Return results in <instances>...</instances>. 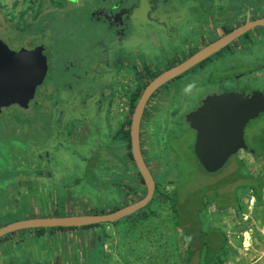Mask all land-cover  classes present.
<instances>
[{
	"label": "rangeland",
	"instance_id": "1",
	"mask_svg": "<svg viewBox=\"0 0 264 264\" xmlns=\"http://www.w3.org/2000/svg\"><path fill=\"white\" fill-rule=\"evenodd\" d=\"M140 1L125 0L124 7L134 9ZM231 1L223 0L222 4L230 5ZM233 1L237 7L235 13L227 14L222 25L217 26L219 30L210 31L216 32V35H209L207 30L202 29V34H199L196 29L190 28L194 11H188L192 5L186 4V0H169L168 3L156 0L158 10L153 17H163L168 12V17H171L169 21L178 26L185 23L182 18L187 15L186 36L182 38L191 40L195 37L193 35L199 34L203 40L198 47L194 44L187 51L182 50L181 38L176 39V42L174 40L173 49L162 52L164 55L159 53L156 57V66L122 65L121 76H116L109 83L116 93L119 88L121 90L119 96H113L111 104H116L119 109L124 108V103L128 107L135 92L139 90L141 95L160 73L216 41L227 30L245 24L248 19L264 18V0ZM68 3L63 0H0V38L11 49H19L17 46L22 37H36L37 42V38L41 37L40 31H45L52 43L46 52L50 70L46 82L36 90L35 103L27 109L7 108L6 114L0 116V227L26 216L110 213L140 201L147 194L145 185V190H137L140 186L136 178L139 176H131L124 168L119 171L120 167L104 163L101 154H96L87 165L78 159L79 152L70 145L75 142L71 128L78 121L77 117L75 121L72 120L71 113L77 112L75 107L69 106V99L73 101L74 95L77 99L85 96L84 85L79 82L82 72L95 68L102 75L106 68L113 69L118 65L117 57L122 53L133 57L139 43H148L145 32L132 25L130 43L121 50L114 35L116 30L113 29L114 33L107 32V26L92 17L94 6L104 4L103 0L80 1L77 9L71 11ZM143 3L144 8L149 9L152 0H144ZM245 4L249 8L242 10ZM172 12L175 14L171 15ZM59 32V38L53 39ZM109 37L112 38L111 42L108 41ZM70 56L76 58V61H71L75 68L66 73L64 60ZM254 68L257 69L256 74L240 76ZM87 75L92 81L87 78L86 85L92 88V92H102V85L93 88L96 82L99 83V78L93 72ZM236 76H240L239 82L235 81ZM102 80L109 82L107 76ZM67 84H71L72 89L66 90L64 86ZM258 88L264 90V31L256 28L250 38L235 41L221 55L163 86L151 98L144 127H141L144 156L147 161L152 157L163 162L161 167L153 165L151 161L150 164L159 189L163 193L174 194L179 212L177 219L171 208L173 201L166 203L161 199H153L143 211L112 224H102L94 228V233L81 231L68 233L61 238H41L32 242L29 234L36 231H18L0 241V264L12 252L26 254L28 258L32 255L33 259L29 260H33L32 264L39 255L43 262L53 250H76L79 254L87 255L92 244L95 263L91 261L89 264H203V254L206 252L202 245L206 235L203 231L211 225L224 228L228 240L233 241L226 254L221 256V264H264V201L262 205L255 200L238 199L240 190L244 192L248 185H255L259 189L264 184V114L250 122L245 130L249 149L258 154L253 160L252 153H242L253 162L249 169L238 163L237 154L217 173L206 172L197 160L194 154L196 132L189 128L184 119L211 94H220L229 89L250 93ZM92 92L89 90L87 93ZM61 95L68 98L64 105L59 103L63 98ZM57 101L58 107H63L65 117L56 126L57 118L53 117L58 112ZM80 102L83 103L82 100ZM137 103L131 106L129 120ZM95 114L99 112L96 110ZM97 117L102 119L107 130V119L102 113ZM20 119L26 124H21ZM79 126L84 127L83 124H77L75 129L78 130ZM58 131L63 132L62 138L60 134L55 137ZM121 143L125 144L124 147L121 144L118 148V143L116 152L130 162L133 159L128 153L127 144L122 140ZM163 143H169L168 147ZM103 151L106 154L105 150L99 152ZM14 154L17 155L16 159ZM48 169H52L54 175L52 182L48 181ZM16 172L18 175L13 177L12 173ZM251 173L262 179H251ZM53 191L57 193L56 201L52 197ZM237 204L240 212L234 208ZM247 233L251 242L244 246ZM186 234L192 245V256ZM224 238H220V243ZM13 243L16 244L15 249L11 247ZM219 246L212 247V250ZM23 261L18 259L15 264H22Z\"/></svg>",
	"mask_w": 264,
	"mask_h": 264
},
{
	"label": "water",
	"instance_id": "2",
	"mask_svg": "<svg viewBox=\"0 0 264 264\" xmlns=\"http://www.w3.org/2000/svg\"><path fill=\"white\" fill-rule=\"evenodd\" d=\"M264 28V18L247 21L214 42L209 43L174 67L157 75L144 89L135 107L131 121V152L136 167L147 187L140 201L105 214L47 216L17 220L0 227V239L18 231L53 228H83L115 223L131 217L146 208L154 199L157 182L151 172L141 145V127L148 103L154 94L171 81L183 76L201 63L220 53L247 33ZM44 47L12 50L0 38V113L18 104L29 108L35 103V94L46 76L33 70L34 59H44ZM264 114V93L228 91L211 94L199 107L186 116L190 129L196 132L194 154L208 173L222 170L240 151L251 152L245 140L250 122Z\"/></svg>",
	"mask_w": 264,
	"mask_h": 264
},
{
	"label": "crops",
	"instance_id": "3",
	"mask_svg": "<svg viewBox=\"0 0 264 264\" xmlns=\"http://www.w3.org/2000/svg\"><path fill=\"white\" fill-rule=\"evenodd\" d=\"M143 1L144 0H141L140 4L132 12V18L134 19V24H135L136 28H141L142 30H144L145 38H146V41H148V43H145V42L139 43V45L136 47V49L137 50L140 49L142 51H145L146 53L149 52L148 54H150L151 52H154L156 57L159 55V53L161 54L162 52H164L168 49H173L172 47L175 45L174 40L176 42V39L179 40L180 38L182 39L181 42H182V45L184 47L182 50L187 51L194 44L196 47H198L200 45V42H202V40H203L201 38V36L199 35V34H202L200 30H202V29L204 31L207 30L209 35L210 34L216 35L217 34L216 32H210V31H214L216 28H218V30H219V27H217V26L222 25L223 20H226V18H227V14L235 13V11L237 10V7L235 6L236 3L234 4L233 0L231 2H229L230 5H226V6H224L222 4L223 0H190V2H189V0H186V4L190 3V5H192L191 7L188 8V11H190V12L194 11V21H193V24H191L190 28L196 29L195 31H197V33H199V34L193 35L195 37L191 40H189V38L187 39V37H186V40H184L182 37L186 36L187 15L182 18V20L185 23L178 25V26H175L172 22L169 21V20H171V17H168V12H167V14L165 13L164 16L162 17L163 21L161 20V22H159V24H156L157 25L156 26L155 25L156 21L154 19L155 17H153V15H155V13H154V11L151 12V9L153 8V2L150 5L151 7L148 9V8H144ZM182 1H185V0H182ZM248 8H249V5L245 4V9L242 8V10H247ZM143 12H145L144 18H143ZM150 12H151V15H150ZM174 14L175 13L172 12L171 15H174ZM221 27H220V29H222ZM203 35H206V33ZM156 36H157V38H156ZM128 44H129V42H128ZM186 47H189V48L187 49ZM170 56L173 57L172 54H170ZM127 105H128V107L124 103V108H122V109L117 108L116 104H110L108 106L103 107V110L101 111V113H102V116L105 117V119H107V121H108V123L106 124L107 130L104 126V123H102V121H101L102 119H98V117H96V114L95 115L92 114V115L88 116V118H89L88 123H83L84 127L81 126V128L78 130L75 129V127L71 128V131H72L71 135L73 136L75 142L70 143V145L73 146V147L70 146V148L72 147V149L74 151L79 152L78 156L80 158L78 157V159L82 160L81 162H83V164L87 165V162L89 160L93 159L96 154L97 155L101 154L100 157H102V161H104V163L107 162V164H111V165L115 166V168L117 166L120 167L119 171L120 170L122 171V168H124L127 170L128 173L131 174V176H134V177L139 176L140 177V175H139L140 173L136 167L135 161L130 160V162H129L126 160V158H121L120 154L118 152H116V145L118 143H119L118 148L121 147L120 146L121 144L123 145L122 147H124V145H125V144L121 143L120 138L119 139L116 138L117 132L122 127H124L125 130L128 129L129 126H127V123L129 121H132V117L129 120V118H130L129 114L131 113V106H132L131 101ZM76 116L84 117L85 115L81 114V113L80 114L77 113ZM144 118H145V115H144ZM144 122L145 121L143 119V121H142L143 127H144ZM129 129H131V125H130ZM142 133H143V128L141 130V145H142V150L144 153V146L142 144L143 143V140H142L143 134ZM59 134H60V136H59L60 138H62L64 136L63 132L61 133L58 131L56 133L55 137ZM71 140H72V138H70L69 141H71ZM122 141H124L126 143L125 140H122ZM66 142H68V141H66ZM163 144L167 148V144L166 143H163ZM60 147H61V145H60ZM60 149L61 148H59L58 151ZM100 150H105L106 154H104V151L99 152ZM124 151H125V149H124ZM242 153H247V151H240L238 153V156H237V160L239 161L238 163H240V165H244L246 170H248L250 167L249 166L250 163L252 164L253 162L249 159L248 156H246ZM249 153L251 154V152H249ZM251 155L253 157L252 159L254 160L256 155H254V153ZM262 155L264 156V154H262ZM150 161L153 162V165H155V166L160 165V167L162 166V163H163L158 158H152L151 157L150 159H148V161L146 159V162H147L152 173L154 172V169L152 168ZM103 165H106V164H103ZM239 168H240V166L237 167L236 169H239ZM49 169L47 170L48 171L47 177H48V181L52 182V181H54V179H53L54 175L51 172L52 169L51 170H49ZM232 172H234V171H232ZM139 177L136 178V183L139 184V186H140V187H138L137 190L142 191L143 189L145 190V188H143L144 185L142 184L141 179ZM249 177L251 179H254V180L257 178H261V177H258L257 175L252 174V173L249 175ZM68 187H71V186H68ZM244 189H245L244 192L242 190H240V192H239L240 194L238 195V199L244 200V198H245V200L247 199L248 201H252V202H253V200H255V202L258 201V199L256 197V191L254 189H252V185H250V186L248 185V187H246ZM56 194L57 193H55L53 191V193H52V197H54L53 200L57 199ZM262 199L264 201V188H263V192H262ZM241 205H242V203H241ZM234 208L238 211L237 208H240L239 204L234 206ZM222 212H225V211H222ZM238 212H240V210ZM67 215L72 216L70 213H63V216H67ZM50 216H53V215H50ZM54 216H56V215H54ZM44 217H46V216H44ZM28 218H37V216H29V217L26 216L24 219H28ZM94 228H97V227L80 228L81 230H78L79 228L78 229H67V230L53 229V230H47L44 233H39L36 231V233L29 234V235L32 236V239L30 241L33 242V241L39 240L41 238L47 239V240H49V238H51V237L53 239H56L58 237L61 238L65 235H68V233H79L81 231H85V232L88 231L89 233H91V232L94 233ZM28 231H35V230H28ZM97 231H101V229L97 230ZM203 232L206 235H205V238L202 240V242H203L202 245L205 246L206 252L208 251L209 248H207V246H206L207 244L205 245V243H208V245H209L208 247H210L211 250H212V247L220 244V246L218 248H215V250L211 251L217 257L221 254L225 255L227 249H229L230 245H232V243H233L232 240H228V238L226 236V232L224 231V228H222V227L211 225L210 227L207 228L206 231H203ZM246 235H247V238L250 237L248 233ZM221 237H225L226 242L224 240L222 243H220ZM246 242H247V240H246ZM246 242H243L244 246H246ZM250 242H251V237H250L249 244H250ZM11 247H12V249H15L16 244L13 243ZM26 249H28V248L26 247ZM90 249L91 250L89 251V254H87V255L79 254V253H77L76 250L75 251H68L66 249V250L61 251V252H56L55 250H53L48 257L43 259V262L40 261L41 255H39L40 257L35 258L36 261H34V264H89V263H91V261H92V263H95V253L93 252L94 244H92V247ZM45 252H47V251H45ZM206 252H205V254H203V256L206 255ZM35 255H37V254H35ZM7 256L8 257L6 259L3 258L2 264H7L6 261H8V260H11L9 264H15V261H18V259L24 260L22 262V264H32V262H33V260H31V262L29 261L30 259H33L32 255H30V258H28V256H26V254L23 255V254H20L19 252H18V254H14L12 252V254H7ZM204 258H205V256H204Z\"/></svg>",
	"mask_w": 264,
	"mask_h": 264
},
{
	"label": "flooded vegetation",
	"instance_id": "4",
	"mask_svg": "<svg viewBox=\"0 0 264 264\" xmlns=\"http://www.w3.org/2000/svg\"><path fill=\"white\" fill-rule=\"evenodd\" d=\"M63 1H65V2L67 1V3L69 2L68 4L71 5V8H70L69 11H71V10H74V8L77 9V7H78L77 5L80 4L79 2L80 1L82 2L84 0H76L77 1L76 3L73 2V1H70V0H63ZM103 1L105 2L104 4H100V5L98 4V5L94 6V8L92 10V17H93V19L96 22L101 23V24H105L107 26V29H106L107 32L114 33L113 29L116 30V33H114V35H115L116 40L119 43L120 48L122 50L123 48H125L128 45V42L130 43L129 39L132 37V34H131L132 27L131 26L132 25L135 26L134 19L132 18V12L134 11V9L139 4H137L134 7V9H125V7H124L125 0H109L108 2H107V0H103ZM162 1H166L168 3L169 0H162ZM152 2H153V8L151 9V12L154 11V13H157L158 7H157L156 0H152ZM47 15H49V14H47ZM248 18H250L249 15H248ZM154 19L156 21V23H155V25H156V24H159V22H161L162 17L158 16V17H156ZM41 20L42 19H39V21H41ZM249 20H252V19H248V21ZM40 32H41V37L37 38V42L35 41L36 37H29L28 39H25L24 37H22L19 46H17V47H19V49H17V50L14 49V51H20L21 49L32 50V49H35L36 47H40V46L44 47L45 58L44 59H34L32 61V66H33V70L35 72L42 73V74H44L46 76V78L44 80V83H45L46 80H47V77H48L49 70H50V66H49V61L50 60L48 59V57H46V52H47V47H51L52 43L50 42V40H48V34H46L45 31H40ZM60 34H61V32H59V34L56 35V37H52V38L56 40V39L59 38ZM225 34H227V33L225 32L224 35ZM156 38H157V36H156ZM108 41L111 42L112 38L109 37ZM138 52L142 53V54H138ZM135 53L137 55L134 54L133 57H132L131 54L130 55H126V54L122 53L120 57H117V64L118 65H116L115 67H112L113 69H107L106 68V70L103 71L102 75H101V73L99 74L97 72L98 70L95 69V68H93L92 71H90V70L84 71L83 70L85 73L82 72V77L79 76V79H80L79 82H80V84L83 83V85H84L83 86V92H85L84 93L85 96L81 97V92H79L80 97L82 99H80V98L77 99L78 97L74 95L73 101L69 99V102H71L69 106H71L72 108L75 107V110H76L77 113L84 114L85 116L84 117H78V116H76L75 113H71L72 120H74V118L77 117L78 121H76V122L79 125H81L83 123H88V119H89L88 116H90L92 114L95 115L96 110H97L99 112V114H96V117H97L98 115H100V113L103 110L104 106H108L111 103H113V101H112L113 100V96L114 95L115 96H117V95L119 96V94L121 93V90L119 88L118 89V93H116V89L113 88L111 85H109V83H111L115 79L116 76H121V71H122L121 66L122 65L125 66L126 63L127 64L130 63L132 66L135 65L134 67H136L137 64L138 65L139 64H146V65H150V66H156L157 63H158V61H156V56H155L154 52H151L150 54H148L149 52L146 53L145 51H142V50L138 49L137 51H135ZM75 59L76 58L70 56V57H67V59L64 60V65H63L64 72L70 73V71L73 68H75L74 67V63H71V61L72 60L74 61ZM92 72L96 75L97 78H99V83L96 82V84H95V86L93 88H97V86L99 87V85H102L103 88H104L102 90V92H100V93L98 91H96V90H94L96 92H92V88L86 85L87 78H89V77H87V76H89L87 74L92 73ZM256 72H257V70L255 71L254 69H251V70H248L247 73H242L240 76L244 77V76H246V74L251 76V75L256 74ZM106 76H107V80L109 81L108 83L105 82L104 80H102L103 77H106ZM240 76L239 77L236 76L235 77V81L239 82ZM179 78H181V77H179ZM179 78H177V79H179ZM89 79L92 81L91 78H89ZM177 79H175V80H177ZM119 86H120V84H119ZM64 88L66 90L72 89V85L71 84H67L66 86H64ZM59 90L62 91L61 88ZM89 90L92 93L88 94L87 92H89ZM255 90H261L264 93V90H262L260 88L254 89L253 91H255ZM228 91H233V89H229V90H227V92ZM237 92L247 93L244 90H240V91H237ZM61 96L63 98L61 99V102H59V103H60V105H64V104L67 103L68 98H66L67 96H64V95H61ZM35 98H37V91H36ZM74 100H75V102H74ZM81 100L83 101V103L80 102ZM201 102H200V104H201ZM59 103L57 101L58 112H56V115H54V117H53V119L57 118L56 119V122H57L56 126L61 124L63 122L64 117H65V114L63 112L64 111L63 107H58ZM53 105L55 106V104H53ZM13 107H17V108L19 107L21 109H27V108H22L18 104H13L12 106H10L8 108L11 109ZM6 109L7 108L2 110V112L0 113V116H3L4 114H6V112H5ZM145 114H146V110H145ZM143 119H144V117H143ZM184 119H185V122H186V117ZM77 123L75 124L76 126H77ZM76 126H74V127H76ZM80 128H81V126L78 127V129H80ZM168 145H169V143L167 144V147H168Z\"/></svg>",
	"mask_w": 264,
	"mask_h": 264
},
{
	"label": "trees",
	"instance_id": "5",
	"mask_svg": "<svg viewBox=\"0 0 264 264\" xmlns=\"http://www.w3.org/2000/svg\"><path fill=\"white\" fill-rule=\"evenodd\" d=\"M260 30L264 31V28L260 27L259 28ZM231 30H227L226 33H229ZM252 32V31H251ZM251 32L247 33L245 36L241 37L239 40H242V39H247V38H250L251 37ZM230 46H228L227 48H225L223 51H221L220 53L214 55L213 57L215 56H219L221 55V53L225 52L226 49H228ZM209 58L208 60H206L205 62L201 63L200 65H198L197 67H202L203 65H205L206 63L210 62L212 60V58ZM254 70L256 71L257 69L254 68ZM190 72V71H189ZM182 77V76H181ZM139 96L140 95V91L138 90L137 92H135L134 96L131 97V105H135V103L138 101L139 99ZM19 117V116H18ZM21 120V119H20ZM21 124H26V122H24V120H21ZM131 125V121H129L127 123V126L130 127ZM124 129V127H122L118 132H117V139H121V140H125L126 143H127V149H128V153L130 154L131 158L133 159L132 157V152H131V136H130V129ZM254 155L258 156L257 152H254ZM14 158L16 159L17 158V155L14 154ZM134 160V159H133ZM88 163L90 164V160L88 161ZM27 173V172H26ZM13 177L14 176H17L18 175V172L16 173H12ZM140 175V179H141V182L143 185H145V182H144V179L142 178L141 174ZM8 178H11V177H8ZM263 188H264V185H260V188L257 189V187L255 185L252 186V189H254L256 191V197L258 199V203L259 204H262L263 205V199H262V192H263ZM174 194H167V193H163L159 187H158V184H157V189H156V192H155V196H154V200L156 199H161V201H164V202H170V201H173L172 204H171V208L173 209V212L175 214V217L176 219L178 218V209H177V201L175 199V197L173 196ZM238 211L240 210V208H237ZM143 211V210H141ZM139 211V212H141ZM138 213V212H137ZM179 221V220H177ZM102 225V224H101ZM101 225H95V226H89V227H83V228H92V227H100ZM53 229H60V230H67V229H78V228H53ZM53 229H34L35 231L39 232V233H44L46 232L47 230H53ZM187 235V234H186ZM4 238V237H3ZM1 238L0 241L3 239ZM225 242H226V239L224 238ZM187 243L189 244V253H190V256H192V251H191V242H190V238L189 236L187 235ZM207 244V245H206ZM205 245L207 246L208 251L206 252V255H205V258H204V262L203 264H221L222 260H221V256H223L222 254L219 255L218 257L215 256L211 251L210 247H208V243H205Z\"/></svg>",
	"mask_w": 264,
	"mask_h": 264
},
{
	"label": "bare ground",
	"instance_id": "6",
	"mask_svg": "<svg viewBox=\"0 0 264 264\" xmlns=\"http://www.w3.org/2000/svg\"><path fill=\"white\" fill-rule=\"evenodd\" d=\"M249 240H250V237L247 238V242H246L247 245H249Z\"/></svg>",
	"mask_w": 264,
	"mask_h": 264
}]
</instances>
